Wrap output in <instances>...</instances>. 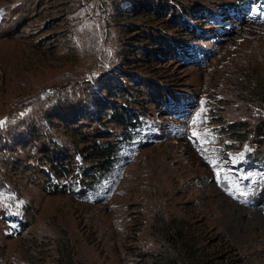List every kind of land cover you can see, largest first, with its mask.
Instances as JSON below:
<instances>
[{"label":"rangeland","instance_id":"obj_1","mask_svg":"<svg viewBox=\"0 0 264 264\" xmlns=\"http://www.w3.org/2000/svg\"><path fill=\"white\" fill-rule=\"evenodd\" d=\"M179 1L188 11L207 10L192 19L185 15L201 34L184 27L169 33H181L207 54L185 52L158 66L126 67L165 86L161 101L177 91L184 102L149 106L143 139L125 146L123 164L88 199L51 194L27 177L32 170H11L15 157L49 167L36 146L0 150V264H144L140 254L156 249L162 235L160 211L195 222L210 251V238L221 233L240 247L246 264H264V141L245 139L244 132L234 136L226 127L241 122L264 129V8L256 11L253 0L249 7L239 0ZM119 5L0 0V137L35 123L71 144L70 134L45 120V110L59 100L90 98L89 87L96 92L101 78L116 76L128 63L124 54L132 51L126 49L145 43L131 37L136 25L149 31L170 25L148 17L116 22ZM88 162L76 152L74 171L67 174L76 176L83 194L91 187L83 175ZM69 178H63L66 188Z\"/></svg>","mask_w":264,"mask_h":264},{"label":"trees","instance_id":"obj_2","mask_svg":"<svg viewBox=\"0 0 264 264\" xmlns=\"http://www.w3.org/2000/svg\"><path fill=\"white\" fill-rule=\"evenodd\" d=\"M117 1L121 5L117 8L118 19L115 20L116 22L130 17L139 19L148 17L150 20L157 19L162 23H170V25L166 26L165 31L156 29L149 31L145 29L146 24L136 25L137 29L132 30L131 37L139 36L141 37L140 42L144 41L145 43L135 44L134 51L126 49L127 52L132 51L131 54H124L128 63H125L123 68L121 67L116 76L106 75L101 78L99 83L95 84L96 92L94 88L89 87L90 98L59 100L55 107L45 110L47 113L45 120L48 123H53L52 126H56L59 131L70 134L71 144L58 142V139L52 134L42 133L35 123L21 125L12 131L8 130L0 137V150L4 153L8 150L15 152L27 148L32 151L36 146L44 164L49 167L44 168L45 165L35 166L31 163H24L15 157L11 170L25 169L24 173L32 170L31 173L28 171L27 177L40 181L45 191L51 194L71 193L81 199H88L89 192L96 191L123 164L125 146L137 138L143 139V131L148 117L147 111L151 104H164L166 108H170V104L175 99L178 101V105L182 106L184 101L180 99L183 95L177 94V91L167 92V96H165L167 100L161 101L165 95V86L153 83L149 78H141L136 73H129L127 66H145L147 63L158 66L163 61L185 57V52L201 58L207 54V49L189 41L181 33H169V30L175 27H184L186 32H190V35H200L201 31L192 26L185 15L192 19L194 15H199L202 11L207 13V10L195 7L194 10L188 11L179 0ZM239 1L242 6L249 7L247 1L250 0ZM252 5L256 11H259L264 8V0H253ZM35 11L33 10L32 13ZM211 14L213 13H209V15ZM260 16H262L261 12ZM40 27H35L33 31H39ZM127 30L123 28L124 32ZM146 43H150L152 47H146ZM253 96L255 95L253 94ZM59 107L62 108V112L54 111ZM242 125L241 122L227 125V133L239 136L241 132H244L245 139H249L253 135L260 144L264 141V129L259 131L261 126L250 123L244 127ZM263 146V144L260 145V149H263ZM76 152H80L90 163L88 170L85 172L84 169L83 171V175H86L84 178L90 179L88 184L91 185L85 194L82 191L83 187H77L76 176L69 178L70 176L67 175L74 171ZM8 161L5 159L4 163L10 168ZM51 175L57 180L55 183L48 180L47 177ZM64 177L72 181L68 188L62 183ZM160 212L162 219L157 222V225H159L162 235L157 236L158 247L156 249L149 248L140 254V259L144 264H246L240 247L227 236H221V233L216 232V236L210 238L212 241L210 245L214 247L210 251L203 245L202 236H200L202 230L197 227L195 222L179 216L176 211ZM193 217L197 218V216ZM25 227L24 224L17 233L24 232ZM214 231H216L215 228Z\"/></svg>","mask_w":264,"mask_h":264}]
</instances>
